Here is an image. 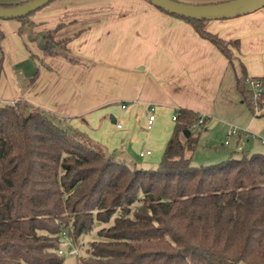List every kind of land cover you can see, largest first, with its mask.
I'll return each mask as SVG.
<instances>
[{
    "label": "trees",
    "instance_id": "obj_1",
    "mask_svg": "<svg viewBox=\"0 0 264 264\" xmlns=\"http://www.w3.org/2000/svg\"><path fill=\"white\" fill-rule=\"evenodd\" d=\"M163 11L186 19L233 63L238 39L209 31L211 20ZM29 15L16 19L21 36ZM61 25L36 40L46 54L77 62L69 39L55 38ZM251 78L242 65L237 86L255 112ZM178 113L160 163L146 168L22 98L0 101V264H63V247L83 249L100 224L77 264H264V152L195 164L192 126L201 114Z\"/></svg>",
    "mask_w": 264,
    "mask_h": 264
},
{
    "label": "crops",
    "instance_id": "obj_2",
    "mask_svg": "<svg viewBox=\"0 0 264 264\" xmlns=\"http://www.w3.org/2000/svg\"><path fill=\"white\" fill-rule=\"evenodd\" d=\"M23 2L0 0L9 5ZM31 19L42 24L41 32L62 24L55 38H68L71 53L80 60L46 54L39 40L19 34L21 21L0 19L6 53L0 68L17 83H2L0 101L22 98L56 114L91 145L115 153L130 166L151 168L160 163L177 123L173 115L181 108L206 116L201 130H193L199 140L204 128L208 131L209 156L201 164L244 149L264 152L259 141L264 140V105L255 114L237 86L242 65L248 76L264 80V6L208 22L209 31L240 41L233 63L186 19L148 0H64L39 9ZM150 105L156 106V119L147 129ZM231 125L250 133L229 137ZM196 148L189 153L193 160Z\"/></svg>",
    "mask_w": 264,
    "mask_h": 264
},
{
    "label": "water",
    "instance_id": "obj_3",
    "mask_svg": "<svg viewBox=\"0 0 264 264\" xmlns=\"http://www.w3.org/2000/svg\"><path fill=\"white\" fill-rule=\"evenodd\" d=\"M54 0H27L16 5H0L1 19H17L47 6ZM154 6L193 19H226L253 12L264 6V0H226L215 3H188L180 0H148ZM186 136L190 135L185 131Z\"/></svg>",
    "mask_w": 264,
    "mask_h": 264
},
{
    "label": "rangeland",
    "instance_id": "obj_4",
    "mask_svg": "<svg viewBox=\"0 0 264 264\" xmlns=\"http://www.w3.org/2000/svg\"><path fill=\"white\" fill-rule=\"evenodd\" d=\"M24 1H27V0H24ZM58 2H61V3H64V0H54L52 1L50 4H57ZM14 4V3H13ZM49 6V4H48ZM51 6H55V5H51ZM34 13H32L31 15L28 16V27L26 26L25 28V31H24V37H25V40H36L37 37L41 36L44 32H41L40 31V27L42 24H38V23H35L34 21H32L31 19V16L33 15ZM53 16H57V12L53 13ZM13 20V19H11ZM1 22V20H0ZM48 22H50V20L48 19ZM0 46H3V39H0ZM4 54V55H3ZM5 51L0 48V59L3 61V66H4V63H5V57L2 58L3 56H5ZM30 62H34V60L30 61ZM12 79V80H11ZM6 80H10L12 82H14L15 84L16 83V78H14L12 75H9L8 74V71L6 70V68H0V90L2 89L3 86L2 83L5 82ZM19 84H21V82H19ZM4 85V84H3ZM19 99H14L12 100L11 102H14L16 103ZM246 105H248V103L246 102ZM249 106V105H248ZM206 133H208V131L206 130V128H204V131L201 133L200 135V140H199V144L195 150L196 154H195V159L193 160L194 163H197V164H201L205 159L208 158L209 154V149L210 147H208L206 144H205V137H206ZM217 143L220 144V134L218 133L217 136ZM263 140V137L262 139H260L259 141L263 144L262 145V149L264 151V142H262ZM264 141V140H263ZM209 161V160H208ZM204 164V163H203ZM102 226H104L103 224H100L97 226V228L93 231V235H89V236H85L82 240V244L84 245L83 249H76V250H72V251H68L67 250V246H64L63 249H64V262L63 264H77V255L78 254H81L83 253L84 251V248L87 247L88 245V242L92 239H94V235L96 233V231L101 228Z\"/></svg>",
    "mask_w": 264,
    "mask_h": 264
},
{
    "label": "built area",
    "instance_id": "obj_5",
    "mask_svg": "<svg viewBox=\"0 0 264 264\" xmlns=\"http://www.w3.org/2000/svg\"><path fill=\"white\" fill-rule=\"evenodd\" d=\"M249 84L251 89L253 90V100L255 102V114H259L262 107L259 105V98L264 90V80L262 78H251L249 80ZM124 107H127V105H124ZM178 112H176L173 115V120H177L178 117ZM156 119V106L154 105H150L149 106V114H148V118H147V123H146V128L147 129H151L153 127V124L155 122ZM206 121V116L205 115H201L200 118L198 119V121L193 124L192 129L193 130H201L202 126L205 124ZM122 124H118V127H121ZM250 133L248 129L245 128H241L239 126L236 125H231L228 129V136H236V135H241V134H248ZM257 136V135H256ZM226 143H228V140L226 141ZM146 153H150V151L147 152H141V156L145 155Z\"/></svg>",
    "mask_w": 264,
    "mask_h": 264
}]
</instances>
